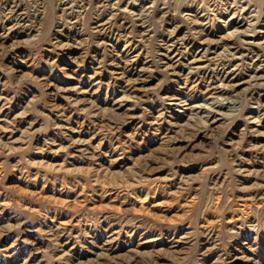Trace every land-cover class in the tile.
<instances>
[{
    "label": "rangeland",
    "instance_id": "rangeland-1",
    "mask_svg": "<svg viewBox=\"0 0 264 264\" xmlns=\"http://www.w3.org/2000/svg\"><path fill=\"white\" fill-rule=\"evenodd\" d=\"M157 1L176 21L145 17L139 84L122 9L151 0H0V264H264V79L205 94L264 49L221 39L228 15L206 45L199 3ZM172 23L185 57L209 46L218 65L160 66Z\"/></svg>",
    "mask_w": 264,
    "mask_h": 264
},
{
    "label": "bare ground",
    "instance_id": "bare-ground-1",
    "mask_svg": "<svg viewBox=\"0 0 264 264\" xmlns=\"http://www.w3.org/2000/svg\"><path fill=\"white\" fill-rule=\"evenodd\" d=\"M151 1H152L151 3L149 4L146 3L147 5L146 4L141 5L138 8L133 7L130 4H129L130 8L129 6L127 8L125 6L124 7L125 9L122 7L123 14L126 15L128 18L132 19V23L134 27H139V28L138 29L135 28L137 30V34L134 36V40L136 42L134 43L133 42L134 40L128 42L124 46V48L121 49L120 55L124 58L126 56L129 57L130 61L134 63L131 69L134 68L135 73L137 74L136 83L139 84L142 81L143 82L145 81V77H143L144 76L143 73L149 68L150 66L149 62H151V61L141 62L140 60L141 52L137 50L138 44L143 43L145 39H147L149 36H152L153 30L149 26L148 22L145 20V17L154 13L155 15L159 14V17L161 18L169 17L171 18L170 19L171 21L175 20V17L172 16L173 14L170 15V8L166 3L162 7H157L158 1L157 0H151ZM259 2L260 0H188L186 5L187 7H195L199 3L198 6L199 9H197L196 13L193 12L195 14L190 13L189 15L190 16L191 14L194 15L195 28L198 29L197 32L199 33L200 37L201 38L204 37L203 41L206 43V45L209 44L210 41L218 40L219 38V37L218 38L215 37L216 32L210 28V22L216 20L217 18H221L223 16L228 15L224 20L225 32L222 36L220 35L221 39L224 38L225 35L235 36L237 37V39H239L240 42H242V44L244 43L246 45H249L251 46V48L254 47V49L255 47L264 49V22L261 19L262 15L264 14V11L259 13L258 9H256L257 4L260 5L264 4V0H261V3ZM108 3L109 2L106 3L103 2L101 6L106 7ZM113 4H114L113 7H115V5H117L118 3L113 1ZM11 10L12 11H9L10 13L11 12L14 13L17 11V9L14 8ZM115 14L116 13H113L112 18L115 17ZM176 23H172L174 24V27L169 29L170 36L166 39H163L162 42L160 43V49H158L159 51L157 52L160 66H165V69L169 70L174 74H177L180 68L183 69L185 66L189 67L190 73L193 72V69H204L207 66V61H211L210 63L215 62L218 65V62L220 60L219 57L220 52H218L217 50L211 51V48L209 46L200 48L197 51V53H195L190 58L185 57V55L183 54L184 52L181 49L182 47L178 44L177 39H175L177 30L179 28ZM99 25L103 26L104 22H101ZM136 36H138V38ZM225 47H226L225 49L229 52V54L237 58L239 49L238 50H236L237 48L231 49L227 45ZM139 62L141 64V67L136 69V66L139 64ZM132 63L130 64L132 65ZM230 66L231 65L222 66L219 73L220 78L218 80L210 81L209 84L206 85L205 94L210 93L215 95L217 94L228 95L229 93H231V91L229 90L231 87H238L240 85L246 84L248 81L249 82L253 81L254 85H256L258 83L259 84L262 83V80L264 79L263 77L264 65L255 66L251 71L249 79L244 77H239L240 74L238 72V67L235 65L232 67ZM124 72L126 73V71H122V72L117 71L115 73L124 74Z\"/></svg>",
    "mask_w": 264,
    "mask_h": 264
}]
</instances>
